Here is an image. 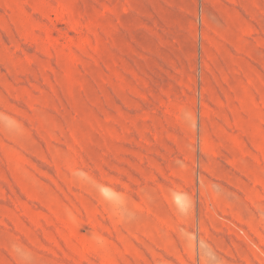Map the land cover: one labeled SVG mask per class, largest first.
I'll list each match as a JSON object with an SVG mask.
<instances>
[{
    "label": "rangeland",
    "instance_id": "374dc122",
    "mask_svg": "<svg viewBox=\"0 0 264 264\" xmlns=\"http://www.w3.org/2000/svg\"><path fill=\"white\" fill-rule=\"evenodd\" d=\"M0 264H264V0H0Z\"/></svg>",
    "mask_w": 264,
    "mask_h": 264
}]
</instances>
